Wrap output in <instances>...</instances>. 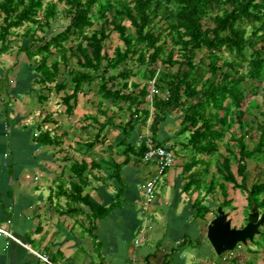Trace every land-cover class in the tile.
Here are the masks:
<instances>
[{
	"label": "trees",
	"instance_id": "obj_1",
	"mask_svg": "<svg viewBox=\"0 0 264 264\" xmlns=\"http://www.w3.org/2000/svg\"><path fill=\"white\" fill-rule=\"evenodd\" d=\"M59 8L68 24L52 37L40 35ZM21 28L24 45L18 49L34 65L40 102L62 94L65 112L72 116L79 95L97 86L101 101L91 117L96 133L80 143L81 158L65 151L66 165L55 192L67 201L64 214L87 219L95 241L96 221L120 207L123 189L109 206L85 193L90 174L103 168L87 156L105 141L109 127L121 129L124 159L110 164L113 176L121 179L122 168L132 160L142 163L148 149L147 141L137 146L127 142L136 127H149V139L164 146L157 135L174 112L182 115L178 136L189 152L182 189L197 193L194 218L206 220L213 211L217 216L209 196L220 195V206L233 209L231 190L246 196L247 216L254 205L264 213V0H0V55L12 52L11 39ZM113 33L123 46L111 55L106 43ZM260 92L262 105L256 99ZM105 101L126 109L128 119L117 122ZM252 108H260L261 117H253ZM254 130L251 147L247 137ZM36 134L39 144L62 150L63 134L45 128L44 122ZM222 144L227 154H219L212 171V157ZM171 149L176 152L175 145ZM249 161L259 168L254 181ZM258 237L264 242V226Z\"/></svg>",
	"mask_w": 264,
	"mask_h": 264
},
{
	"label": "crops",
	"instance_id": "obj_2",
	"mask_svg": "<svg viewBox=\"0 0 264 264\" xmlns=\"http://www.w3.org/2000/svg\"><path fill=\"white\" fill-rule=\"evenodd\" d=\"M6 55H0V228L13 237L0 233V264H164L165 259L168 264H264V254L257 245L248 246L247 250L239 245V252L223 255L214 251L207 239L209 223L195 219L192 203L180 194L184 184L182 169L189 152L181 144L183 137L178 136V129L166 125L168 120L161 124L157 139L176 146L175 164L171 168H178L166 172L161 186L163 191L167 186L172 188L171 199L158 198L149 208H143L142 186L155 173L153 163L135 164L132 160L122 168L121 179L113 176L112 160L124 159V149L116 150L121 144L116 147L111 139H105L94 147L92 157L87 156L89 161L102 163L103 168L90 174L91 185L85 193L109 206L123 189L120 207L96 221L95 241L88 232L87 219L64 214L67 201L65 197L58 198L55 192L66 165L65 151L81 158L84 151L80 143L87 139L78 138L79 131L91 128L96 133L97 125L91 117L97 115L98 106L96 113L79 119L73 131L69 124L57 123L52 113H46L45 128L63 134V146L60 150L39 144L36 133L43 121L36 118L37 114L25 113L27 109L20 104L23 95L31 96L37 90L36 73L25 83L32 85V91L23 94L18 88L27 79L15 81L17 78L8 76ZM89 88L97 97V87ZM86 120L91 122L87 124ZM148 134V129L137 126L127 142L137 146L142 139L150 140ZM31 178L37 185L31 183ZM141 231V241L136 243Z\"/></svg>",
	"mask_w": 264,
	"mask_h": 264
},
{
	"label": "rangeland",
	"instance_id": "obj_3",
	"mask_svg": "<svg viewBox=\"0 0 264 264\" xmlns=\"http://www.w3.org/2000/svg\"><path fill=\"white\" fill-rule=\"evenodd\" d=\"M53 1H57V0H53ZM62 8V6H61ZM59 8V12L58 15L56 17V19H54L53 21L50 22V25L45 26L43 31H39L38 33L40 35H45L47 37H52L53 35H56L58 32H60L69 22V19H66L65 16L62 13V9ZM25 30V28H21L17 30V35H15L12 39V45L14 46L13 51L9 54H7L5 57L7 59V63H6V67L9 68V73L8 76H10L11 78H13V80H15L17 78H23V79H27L26 81L24 80V82L21 84V86L18 88V91L22 92L23 94H25L26 92H31L32 90V85H26L25 83L28 82V79L31 77L33 79L34 75H35V68L34 65L27 59V57L25 56V54H23L21 51H19L18 47L21 45H24V39L22 37L19 36V34L23 33ZM106 48L107 51L112 55L114 49L117 46H123V43L120 41V39L118 38V35L116 33H113L111 35V38L109 39V41L106 43ZM203 55V53L201 52L198 56L201 57ZM21 61L20 64H15L14 61ZM13 65V66H12ZM13 67V68H11ZM34 68V69H33ZM132 80H134V77L132 78ZM96 89V85L93 86ZM88 92L86 95H82L81 94V98H80V105L77 108L76 112L77 114L75 116L72 115V117H68L65 113V109L66 107L62 104L61 101V95L60 96H53V98L47 103V102H40L38 100V87L37 90L35 92H32L31 96H24L23 95V100H20V104H21V108L27 109L26 112H31L32 114H37L36 118H39V121H43L45 122V117H46V113L50 112L53 114L55 120L57 121V123L63 122L65 123V125H68L70 130H76L78 127V120L81 119L82 117H84L85 114L94 112L96 113V106L98 101L100 100V98L94 97L93 91L91 90V88L88 87ZM37 94V95H36ZM34 96H36L35 98H33ZM252 98V97H251ZM254 99V98H253ZM256 99L258 100V102L262 105V92L259 93V95L256 97ZM248 100L246 101L245 105H244V109L248 106ZM105 105L106 106H110V102L105 101ZM20 106V105H19ZM112 108V113H115V115L117 114L116 117V121L119 122L121 121V119L126 118V120L128 119V113L126 111V109L121 110L119 107H113L110 106ZM260 108H252V112H253V117L255 116H259L261 117V113H260ZM28 115V114H27ZM253 117H249L247 115V118H251L253 119ZM101 121H104V117H100ZM168 122H167V126L172 127V129H178L177 132L180 131L181 129V120H182V115L179 112H174L172 114H170L168 116ZM91 121L86 120V123H90ZM139 128L141 130L148 129V136H151V132L149 130V127H144L141 125H138ZM145 131H142L143 134ZM95 134V130L91 129V128H86V131H79V137L78 138H82L83 136L85 137L84 139H90L93 138ZM178 134V133H177ZM106 140L111 139L110 141L114 142V145L116 147L121 146L120 145V141L124 138V133L121 129L115 128V127H109L108 130L106 131ZM135 137V136H134ZM257 137V131L254 130L248 137H247V141L249 143V145L252 147L254 145V142L256 140ZM131 139V138H130ZM129 140V139H128ZM144 141V139H142ZM124 149V146L122 145L121 148L118 147L116 148V150L118 151H122ZM237 152V151H236ZM226 155L227 151L225 149V147L222 144V147L220 149V152L213 156V160L214 163L211 167L212 171L216 170V160L219 159L220 155ZM176 158V157H175ZM233 169L236 172L237 171V161L234 160L233 161ZM178 168V166H177ZM177 168H171L170 170H175ZM248 170H249V176H250V180L254 181L255 177L257 176V173L259 171V168L257 167L256 163L249 161L248 162ZM31 183L34 185H37V182L34 181V178H31ZM164 185V176L161 178L160 182L158 183L157 187H156V195L153 197L152 203L154 200H157L158 198L161 200L162 198H170L171 199V195H169V193H172L173 191L171 190V187H165L164 191H168L166 194L163 191V189L161 188V186ZM166 186V185H165ZM180 194L183 196V199L186 200L189 198V202L193 203L194 199L197 196V193H193V194H186L184 192V190H181ZM230 197L233 198V209H229L226 208L225 211L228 212L230 214V217L232 218V223H235V225H240L241 226H245L247 224V199L246 196L240 191V190H236V191H232L231 190V194ZM175 199H176V195H175ZM180 200V199H178ZM222 201V197L220 195H218L217 199H213L211 196H209L207 198V202L209 204H212L213 206V210L217 209L220 206V203ZM180 203H182V201H180ZM251 211H249L250 214ZM248 214V215H249ZM264 214L261 210H260V215ZM216 217V213H214V211L212 213H210L206 220L205 223H209L212 219H214ZM233 224V226H235ZM242 228V227H241ZM256 242H249L248 245H241V249L247 250L248 246H253V245H257L258 248H260V250L262 251V253L264 254V242L258 237L256 236ZM243 247V248H242ZM240 248H236L234 251L235 252H239Z\"/></svg>",
	"mask_w": 264,
	"mask_h": 264
},
{
	"label": "water",
	"instance_id": "obj_4",
	"mask_svg": "<svg viewBox=\"0 0 264 264\" xmlns=\"http://www.w3.org/2000/svg\"><path fill=\"white\" fill-rule=\"evenodd\" d=\"M264 226V214L260 215L254 205L248 215V222L242 228L233 227L230 214L222 206L217 208V216L207 227V239L218 255L234 251L239 245H248L261 232Z\"/></svg>",
	"mask_w": 264,
	"mask_h": 264
},
{
	"label": "built area",
	"instance_id": "obj_5",
	"mask_svg": "<svg viewBox=\"0 0 264 264\" xmlns=\"http://www.w3.org/2000/svg\"><path fill=\"white\" fill-rule=\"evenodd\" d=\"M155 92V89H152V93ZM152 95H150L151 98ZM148 149L144 156V161L148 163H153L156 167L155 173L152 178L147 181L142 186L143 191V208L147 209L152 203L153 197L155 196V191L158 183L161 178L166 174V172L175 164V153L171 149V146L164 145L158 146L153 143L151 140L147 141ZM0 233L7 236L13 237L9 232L0 228ZM143 231L140 233V237L136 240V243H140ZM46 259V258H45Z\"/></svg>",
	"mask_w": 264,
	"mask_h": 264
}]
</instances>
